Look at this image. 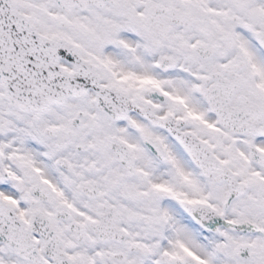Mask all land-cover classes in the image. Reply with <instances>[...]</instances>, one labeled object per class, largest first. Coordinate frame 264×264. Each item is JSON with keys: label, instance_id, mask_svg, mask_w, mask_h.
<instances>
[{"label": "snow or ice", "instance_id": "6c2138e0", "mask_svg": "<svg viewBox=\"0 0 264 264\" xmlns=\"http://www.w3.org/2000/svg\"><path fill=\"white\" fill-rule=\"evenodd\" d=\"M0 264H264V0H0Z\"/></svg>", "mask_w": 264, "mask_h": 264}]
</instances>
